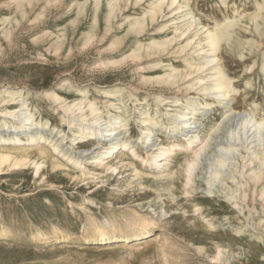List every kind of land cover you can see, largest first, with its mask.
<instances>
[{"label":"bare ground","instance_id":"obj_1","mask_svg":"<svg viewBox=\"0 0 264 264\" xmlns=\"http://www.w3.org/2000/svg\"><path fill=\"white\" fill-rule=\"evenodd\" d=\"M62 1L9 2L7 6L12 8V13L0 16V54L3 42L12 43L14 33L37 7L39 11L31 18L34 24ZM191 1L73 0L66 13L75 12L76 18L71 24L57 32H43L35 41L44 44L55 36L46 49L51 54L59 53L70 40H77L80 27L90 17L88 31L81 33L82 46L87 47L99 33L103 37L110 36L121 19L118 30L122 29L124 35L114 36L109 49L114 52L128 38L135 39L120 58L104 60L98 67L107 70L136 64L139 87L108 85L95 88L94 96L90 85L79 86L65 79L55 89L39 95L40 100L51 105L59 117V125H54L40 112L39 103L32 100L35 94L23 89L0 88V176L33 170L37 183L45 181L47 171L52 176L63 174L75 184H94V192L118 177L126 179L129 188L157 196L165 194L172 200L176 198L177 183L183 180L185 195H191L197 187L207 198L223 199L233 210L243 214L248 231L242 235L262 244L264 117H258L260 105L257 103L249 111L234 110L232 105L240 92L235 87V79L227 72L224 53H232L247 63L248 55L264 46V0H254L256 10L251 15L240 13L236 7L233 18L215 20L213 26L204 25L196 17ZM220 2L227 7L228 0ZM135 7L142 8L141 15H125ZM244 32L254 35L245 37ZM146 33L150 36L143 42L141 37ZM258 56L263 59L261 73L264 77V51ZM165 57H175L173 60H179L182 65L165 62ZM255 65L256 62L248 66L246 72L252 73ZM141 87L146 88L145 95L140 94ZM246 87L251 88V81H247ZM220 110L223 112L221 122L206 133L205 122ZM132 123L138 131L136 136ZM221 128L224 133L219 136ZM160 134L171 142L161 143ZM90 142H95L93 146L101 152L91 156L96 152L93 147H81ZM139 148L146 149L145 156L140 155ZM112 149H116L117 155L105 160ZM182 153L186 154V159L177 167V157ZM197 176L203 182L200 187L196 184ZM251 196L256 202L259 198L260 208L254 203L249 205ZM154 201L147 204L152 205ZM85 209L88 210L87 223H90L93 214L91 209ZM112 217L109 227L85 225L87 233H95L85 244L108 245L119 234L144 235L154 220L138 214L121 220L115 215ZM6 227L0 222V240L13 236V230ZM63 228L61 224L54 226L52 240L51 234L42 231L31 234V241L63 243L67 239ZM239 231L235 232L239 234ZM232 257L227 259L228 264L234 261ZM221 259L223 252L219 250L215 260Z\"/></svg>","mask_w":264,"mask_h":264},{"label":"rangeland","instance_id":"obj_2","mask_svg":"<svg viewBox=\"0 0 264 264\" xmlns=\"http://www.w3.org/2000/svg\"><path fill=\"white\" fill-rule=\"evenodd\" d=\"M12 1L14 0H0V16L12 13V8L7 6ZM220 1L192 0L191 8L206 26H213L215 20L233 18L236 7L246 15H251L256 10L254 0H228L227 7ZM72 2L73 0H63L58 7L52 6L50 13L34 24L31 18L39 11L40 7H37L14 33L12 43L3 42L0 54V88L23 89L33 96L35 94L33 102L39 103L40 112L49 117L54 125H59V117L46 100H40L42 97L39 95L55 89L65 79L79 86L90 85L94 96L95 88L108 85L139 87L136 64L128 63L122 68L107 70L98 67L104 60L120 58L135 39L128 38L114 52L109 49L114 36L124 35L122 29L118 30L121 19L110 36L103 37L99 33L87 47L82 46L81 33L88 31L90 17L80 27L77 40H70L67 47L59 53L51 54L46 49L55 36L44 44L35 41L43 32H57L71 24L76 18L75 12L69 15L66 13ZM43 4L44 1L39 6ZM142 12L141 7H135L127 10L125 15L136 16ZM152 30L150 29V33H153ZM150 33L144 34L141 40L146 42ZM244 35L251 38L254 34L244 32ZM255 38L258 39L257 36ZM262 51L264 46L248 55L247 63L232 53H224L227 72L235 79V87L240 92L238 100L232 105L234 110L249 111L257 103L260 105L257 113L260 118L264 117V77L261 73L263 59L258 56ZM173 59L175 57H165L164 60L172 61L179 67L182 65L179 60ZM255 62L253 72L247 73L246 68ZM247 81H251V88L246 87ZM145 89L140 88L141 95H145ZM222 114V110L215 112L210 121L205 122L208 127L206 133L221 122ZM132 127L133 135L136 136L138 131L134 123ZM220 133L219 136H222L224 129L221 128ZM159 137L163 144L171 142L162 134ZM94 144L90 142L84 146L91 148ZM138 151L141 156H145V148H139ZM212 152L210 149L209 154ZM185 156L182 153L177 157V167L185 161ZM137 164L140 165V161ZM44 178V182L39 180L35 183L33 170L0 176V222L5 223L7 229L13 230V238L0 240V264H228L227 259L232 256L234 261L231 264H264V242L261 244L254 238L242 235L244 231H248L245 216L233 210L223 199L207 198L197 187L196 191H190L191 195H185L183 180L177 183L174 191L176 198L172 200L165 194L157 196L139 188H129L126 179L119 180L118 177L96 192L94 184H75L63 174L52 176L45 171ZM196 184L198 187L203 185L198 176ZM251 197V200L248 199L249 205L254 203L260 208L259 198L257 197L256 202ZM153 199L155 201L152 205L147 204ZM85 207L91 209L93 214L90 223L86 220L88 210H84ZM136 214L154 219L146 234H119L108 245L85 244L87 239L95 237L93 231H85V225L109 227L114 215L121 220ZM58 224L64 226L62 231L67 237L63 243L55 244L53 241L40 244L31 241V234H40L42 231L51 234L52 240L54 226ZM70 228L73 231H67ZM239 229L241 233L238 234L235 231ZM260 235L264 240V231ZM219 250L223 252V259L220 261L215 260Z\"/></svg>","mask_w":264,"mask_h":264},{"label":"built area","instance_id":"obj_3","mask_svg":"<svg viewBox=\"0 0 264 264\" xmlns=\"http://www.w3.org/2000/svg\"><path fill=\"white\" fill-rule=\"evenodd\" d=\"M93 143H95V142H93ZM81 146H84L83 144H81ZM86 146V145H85ZM84 146V147H85ZM93 150H95L96 152L94 153V154H92L91 156H94L96 153H100L101 152V150H99V149H95V147H93L92 148ZM117 155V151H116V149H112L110 152H109V154L107 155V157L108 158H106L105 160H108V159H112L113 157H115ZM90 156V157H91Z\"/></svg>","mask_w":264,"mask_h":264}]
</instances>
